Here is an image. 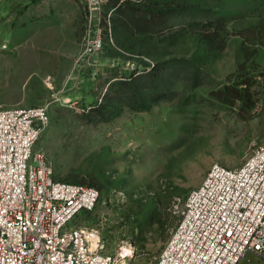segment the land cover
Returning <instances> with one entry per match:
<instances>
[{
  "label": "rangeland",
  "instance_id": "obj_1",
  "mask_svg": "<svg viewBox=\"0 0 264 264\" xmlns=\"http://www.w3.org/2000/svg\"><path fill=\"white\" fill-rule=\"evenodd\" d=\"M45 102L35 147L100 190L74 222L152 263L211 165L264 141V0H0V107Z\"/></svg>",
  "mask_w": 264,
  "mask_h": 264
},
{
  "label": "built area",
  "instance_id": "obj_2",
  "mask_svg": "<svg viewBox=\"0 0 264 264\" xmlns=\"http://www.w3.org/2000/svg\"><path fill=\"white\" fill-rule=\"evenodd\" d=\"M102 47L90 35L87 49ZM50 102L0 107V264H127L102 249L96 231L74 221L100 190L55 177L35 145L50 121ZM264 262V141L240 166L216 162L183 202L181 218L149 264Z\"/></svg>",
  "mask_w": 264,
  "mask_h": 264
},
{
  "label": "trees",
  "instance_id": "obj_3",
  "mask_svg": "<svg viewBox=\"0 0 264 264\" xmlns=\"http://www.w3.org/2000/svg\"><path fill=\"white\" fill-rule=\"evenodd\" d=\"M218 32V29H217V27H214V31L213 32H208L206 35H205V37H207V38H210V39H213V36L212 35H214L215 33H217ZM239 91V94H238V97H240V98H242L243 97V95H242V91L241 90H238Z\"/></svg>",
  "mask_w": 264,
  "mask_h": 264
}]
</instances>
